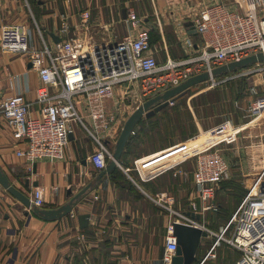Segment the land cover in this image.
I'll list each match as a JSON object with an SVG mask.
<instances>
[{
    "label": "built area",
    "instance_id": "obj_1",
    "mask_svg": "<svg viewBox=\"0 0 264 264\" xmlns=\"http://www.w3.org/2000/svg\"><path fill=\"white\" fill-rule=\"evenodd\" d=\"M234 4L237 8L224 2L202 6L191 20L199 41L193 43L186 37L185 56L173 58L166 55L161 62L156 56L159 51L152 45L150 31L146 28H140L134 35L128 33L113 44L93 43L74 36L60 38L51 47L44 44L42 48H32L23 23H0V51L27 55L39 78L34 104L18 93L0 97V117L11 129L12 137L24 143L15 155L27 163L41 159L61 160L69 134L73 133V125L78 123L96 144L88 159L92 168L99 172L112 155L105 139L119 115L117 107L115 110L106 108L105 100L112 96L116 87H121L125 93L140 91L141 96L148 99L203 72L208 73L205 82H209V87L239 75L255 72L260 75L259 89L254 84L248 88L247 93L252 99L248 100L247 110L262 118L264 59L251 64L255 67L225 76L222 80H216L218 76L212 75V70L221 65L257 53L264 56V0H239ZM89 15L88 10L81 12V26H86ZM124 20L130 26L140 22L133 11H128ZM61 32H69L67 24H62ZM80 111L89 118L91 128ZM260 142L258 145L262 149L256 162L252 161L256 188L250 187L237 212L232 215L233 230L229 237L225 236L224 226L213 233L201 223L200 218L191 215L217 210L214 195L219 182L227 176L230 163L218 147L214 148L216 144L195 157L191 172L194 188L186 210L174 207L176 197L169 192L154 195V203L168 214L160 264H171L175 254L174 222L201 228L207 231L208 236L214 234L216 240L210 251L219 246L220 241L236 249L239 256L231 264H264V140ZM182 177L184 181L188 178L186 174ZM29 200L32 206L42 207L44 187H34ZM69 215L75 217L73 211Z\"/></svg>",
    "mask_w": 264,
    "mask_h": 264
},
{
    "label": "crops",
    "instance_id": "obj_2",
    "mask_svg": "<svg viewBox=\"0 0 264 264\" xmlns=\"http://www.w3.org/2000/svg\"><path fill=\"white\" fill-rule=\"evenodd\" d=\"M235 1L239 0H43L41 3L40 0H2L0 23H4L2 15L5 14L9 19L14 17L15 22L23 23L32 48H42L44 44L48 47L53 46L55 42L50 33L63 39L79 36L93 43L113 44L128 33L134 35L140 28L149 29L148 26H153L160 31L167 28L172 31L175 39L168 43L165 41L163 61L166 55L171 56L170 53H176V50H182L183 55L171 57L185 56L186 37L193 43L199 41L197 36L188 33L186 23L192 20L202 6L224 2L230 4L232 8H237ZM41 6L47 12L42 13L37 21L33 8L37 10ZM147 7L151 9L152 21H149L145 13ZM84 10L89 11V21L86 26H81L80 14ZM128 11H133L140 22L134 26L127 24L124 19ZM30 20L35 26L40 23L41 30L37 27L43 41L41 37L38 41L35 39L34 29L29 27ZM64 23L67 24L69 32L60 33ZM156 56L161 62L158 52ZM28 60L25 54L0 51V97L18 93L34 104L39 78L35 69L31 65L28 66ZM129 93L128 91L125 93L121 87H116L112 96L105 100L106 108L120 109L121 103L129 97ZM80 112L85 123L90 124L89 118ZM119 118L120 115L108 131V135L115 134ZM237 130L238 127L231 128L225 125L206 131L203 135L201 131L172 153L166 150L158 154L161 156L148 155L139 159L137 161L139 169H142L146 176H150L154 170L164 169L186 157V154H195L222 140H229ZM107 143L109 145L110 140ZM23 144L12 137L11 129L0 117V168L11 185L28 197L34 187L43 186L44 204L40 208H57L87 183H93V186L72 208L74 218L67 214L60 219L44 220L28 210L0 185V264H69V255L75 252H83L85 257V260H82L83 264L87 261L91 264V261L95 257L99 259L101 254L104 264H108V260L109 264H160L164 249L156 251L146 246L150 243L153 227L148 219L149 213L144 209L141 216L142 218L146 216V219H135L142 204L131 203L130 206L125 196H118L120 189L114 187L109 174L96 181L99 172L92 168L88 159L96 149V144L81 125L78 123L73 125L72 137L64 148L61 160L41 159L27 163L15 155V151ZM117 167L138 187L139 181L124 171L126 167ZM180 185L177 184L178 187ZM68 189L71 190L70 195L67 194ZM178 196H181L180 193ZM129 209L130 219L123 213L129 212ZM81 213L89 214L88 225L84 228L78 227L76 218ZM165 213L164 220L154 222L155 227L157 223L159 225L163 243L168 221V214ZM122 214L126 217L124 221L120 220ZM137 243H141V246H137ZM107 248L110 250L108 259L103 255Z\"/></svg>",
    "mask_w": 264,
    "mask_h": 264
},
{
    "label": "rangeland",
    "instance_id": "obj_3",
    "mask_svg": "<svg viewBox=\"0 0 264 264\" xmlns=\"http://www.w3.org/2000/svg\"><path fill=\"white\" fill-rule=\"evenodd\" d=\"M42 1L43 0H40V3ZM45 12H47V10L42 6L37 8V10L33 8V14L37 21L38 17ZM145 13H147L149 21H152L151 9L147 7ZM2 19L4 23L15 21L14 17L9 19V16L6 14L2 15ZM30 22L31 25L29 27L34 29L35 39L38 41L40 35L36 28L38 26L41 30L40 23H37L35 26L32 20H30ZM148 27L150 29L152 45L157 47L160 61H162L165 53L163 49L165 41L167 43L171 42V40L175 39V36L172 31L167 28H163V31H160L153 26ZM170 55L181 56L183 55V51L176 50V53H170ZM253 67L255 66L247 65L238 70H233L234 72H229L227 75H218L216 80H222L225 76L240 74L246 68ZM250 84L256 85L259 89L260 75L256 72L251 75H239L214 87H209V82L207 83L205 81L192 85L183 95H179L175 100L169 103L168 106L155 113V120L153 121H156L158 125L150 129L146 128V133L140 136L139 142H136L138 140L134 142L135 147L124 156H121L119 160L120 166L126 167L127 169L124 170L129 173L132 178L138 180L139 183L137 184L138 187L133 184L134 188L124 184L125 187L121 188L123 190H119L118 196H125V198L129 200L128 204L130 206L131 203L142 204V207L140 206L139 208L140 213L138 217L135 216V219H146V216L145 218L141 216V212H143L144 209L149 213L148 219L153 227L150 233V243H147V247L155 249L156 251L163 248L162 234L159 233L158 229L159 225L157 223L155 227L154 222H160L162 219L164 220L166 211L154 203V195L163 191L169 192L176 197L174 207L179 210H184L194 188L191 182V172L197 153L186 154V157L176 161L174 164L164 169L158 168L154 170L151 172L153 174L150 176H146V174L142 172V169H139V162H137V160L148 155L161 156L158 154L166 150L172 153L178 150L185 141L198 135L201 131L203 135L206 131H210L217 127H224L225 125L231 128L239 127V129L233 133L229 140L225 139L216 143L217 146H211L220 149L221 153L229 161L230 168L227 176L219 183L214 195V203L217 206V210L215 212L206 210L198 214H200L201 223L211 232L217 233L219 227L224 226L225 236L229 237L231 234L233 230L232 215L237 212L244 198L249 193L250 187L254 184L253 179L256 178V176L254 174L255 169L253 171L252 168L254 164L252 161L258 158L259 151L262 149L258 144L260 141L262 142L264 140V116L261 118L257 115H252L247 110L248 100L252 99V96L247 93ZM128 95L129 97L124 99L123 103H121L120 109H117V114L120 115V118L115 134L112 136L107 134L108 138H106V140H110L111 142L107 147L111 151L114 148L115 141L125 120L138 105L146 100L141 96L140 91H136V93L130 91ZM87 126L91 128V124L88 123ZM169 139L172 140L170 144L166 142ZM159 145H162L163 148L142 155ZM137 153L141 154L140 157L136 155ZM199 153L200 152H198V154ZM120 171L122 172L121 169ZM184 174L188 177L185 181L182 180V175L184 176ZM122 175L127 178L125 173L122 172ZM120 183L122 182L120 181ZM178 183L181 184L180 187L177 186ZM113 185L114 187L117 186L114 182ZM178 193H180L181 196H178ZM128 211L129 212L123 213H126L127 218L130 219L131 211L130 209ZM125 218V214H122L120 220L124 221ZM215 240L216 237L214 234L200 238L196 251L197 259L192 264H231L238 258L234 248L229 247L224 241H220L219 246H214L210 251ZM126 246H128V248L130 247L129 245ZM137 246H141V243H137ZM107 247H109V245H107ZM207 253L214 254V256L208 255ZM103 255L107 257V259L110 258L109 248L104 251ZM69 257V264H83L82 260H85L83 252H75L73 255L70 254ZM85 264H88V261ZM91 264H104L102 254L99 255V259L95 257V259L91 261Z\"/></svg>",
    "mask_w": 264,
    "mask_h": 264
},
{
    "label": "water",
    "instance_id": "obj_4",
    "mask_svg": "<svg viewBox=\"0 0 264 264\" xmlns=\"http://www.w3.org/2000/svg\"><path fill=\"white\" fill-rule=\"evenodd\" d=\"M188 27V33L191 36H197L193 24L191 21L186 23ZM53 41L55 43L60 41V37L50 33ZM264 56L262 53H257L255 55L247 56L239 61L230 62L225 65H221L212 70V75L218 76L221 74H225L231 72L233 70L243 68L247 65H251L255 62L262 61ZM31 64L28 63V66ZM208 79V73L203 72L196 75H193L181 82L177 86L166 89L160 94H157L153 97H150L143 101L140 105H138L132 113L128 116V118L123 123V126L118 134V137L115 141L114 148L112 150L111 158L108 160L105 168L99 171L96 181H98L103 175L109 174V172L118 165L121 154L124 150L125 144L133 133V129L137 124L138 120L141 117L148 118L155 113L159 112L170 102L173 101V98L181 93H183L186 89L190 88L192 85L197 83L204 82ZM72 137V133L69 134V139ZM36 185V183H34ZM0 185L6 189L12 196H14L20 203H22L28 210H31L32 213L37 215L38 217L44 220H56L60 219L72 210V208L85 196L88 191H90L93 183H87L84 187H82L76 194L70 196L69 200L60 205L57 208L53 209H45L40 207L32 206L29 200V197L11 185L9 179L4 174V172L0 168ZM28 182L26 183V186ZM67 194H71V190H67ZM28 214V212H25ZM192 217L196 219L200 218L199 214H191ZM77 222L79 228H84L88 225L89 214L81 213L77 215ZM173 234L176 237L177 248L175 254L172 256L171 264H192L196 261V251L199 245V241L201 237H207L208 233L201 228L191 226L185 223L174 222L173 223Z\"/></svg>",
    "mask_w": 264,
    "mask_h": 264
},
{
    "label": "trees",
    "instance_id": "obj_5",
    "mask_svg": "<svg viewBox=\"0 0 264 264\" xmlns=\"http://www.w3.org/2000/svg\"><path fill=\"white\" fill-rule=\"evenodd\" d=\"M12 22H15V21H12ZM150 31V30H149ZM150 36H151V34H150ZM151 43H152V39H151ZM189 89V88H188ZM188 89H186L183 93H181V94H179V95H183ZM179 95H177V96H175L174 98H173V100H175ZM154 116L155 115H152V116H150V117H148V118H145V117H141L139 120H138V122H137V124L135 125V127H134V129H133V133L130 135V137L128 138V140H127V142H126V144H125V147H124V150H123V152H122V154H121V156H124L125 154H127L133 147H135V144H134V142L136 141V140H138V141H136V142H139V138H141L140 136L143 134V133H146V128L148 129H150L151 127H156L157 125H158V123L155 121H153V120H155V118H154ZM166 130V129H165ZM182 133V132H181ZM168 144H170L171 142H172V140L171 139H169L168 141H166ZM163 147H162V145H159L158 147H153L152 149H151V151H149V152H146V153H144V154H142V155H146V154H149V153H152V152H154V151H157V150H159V149H162ZM138 157H140V155L141 154H136ZM121 158V157H120ZM120 160V159H119ZM109 175H110V177H111V179H112V181L117 185L116 187H118L119 189H121V188H124L125 187V185L124 184H126V186H129V187H131V188H134V185L132 184V182L129 180V179H127L126 177H123V175H122V172L120 171V169L117 167V166H115L110 172H109ZM120 181L122 182V183H120ZM221 182V181H220ZM219 182V183H220ZM219 185V184H218ZM218 187V186H217ZM217 190V189H216ZM230 247V246H229ZM234 251H236L237 252V256H239V252L236 250V249H234Z\"/></svg>",
    "mask_w": 264,
    "mask_h": 264
},
{
    "label": "bare ground",
    "instance_id": "obj_6",
    "mask_svg": "<svg viewBox=\"0 0 264 264\" xmlns=\"http://www.w3.org/2000/svg\"><path fill=\"white\" fill-rule=\"evenodd\" d=\"M238 129H239V127H238ZM253 180H254V181H253V182H254V184H253V186H252V187H253V190H254V189L256 188L257 178H254Z\"/></svg>",
    "mask_w": 264,
    "mask_h": 264
}]
</instances>
